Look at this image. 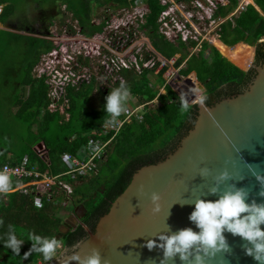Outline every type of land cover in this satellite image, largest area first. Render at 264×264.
Returning <instances> with one entry per match:
<instances>
[{"label":"trees","instance_id":"1","mask_svg":"<svg viewBox=\"0 0 264 264\" xmlns=\"http://www.w3.org/2000/svg\"><path fill=\"white\" fill-rule=\"evenodd\" d=\"M226 6H220L215 15L228 16L237 7V0H228ZM18 0H0L4 5L1 14V22H5L16 12ZM146 8L150 13L146 17L144 25L146 33L153 47L167 59H171L175 54H181L175 62L179 66L184 62L185 68L181 69L185 79L193 82L191 94L193 96L190 102L196 101V96L201 95V82L207 94L205 103L209 106L217 101L241 93L250 81L256 75V70L251 68L245 71L225 58L220 51L209 45L202 44V49L198 54H189L187 45L182 41L177 44L169 42L158 32L156 20L164 8L160 0H144ZM255 5L249 4L235 16H232L220 25V41L225 45L232 47L239 42L255 46V59L257 65L264 59V43L259 42L264 37V0H254ZM26 3L32 7V13L26 19L27 29H16L19 31H34V25H39L40 29L47 30L52 21L61 13L59 8L64 5L66 10L71 12L73 18L78 21L82 33L92 35L95 32L102 31L104 21L96 26L92 24L93 7L116 9L128 5V0H26ZM91 4L92 11H91ZM101 9V10H103ZM262 12V14L260 13ZM1 27V25H0ZM10 27V26H7ZM89 31H86V28ZM13 28V27H10ZM22 40L26 51L18 49V41ZM37 40L39 42H37ZM195 45L194 41L190 42ZM37 44V46H36ZM53 47L52 42L32 35H24L11 31H0V60L3 64L14 61L13 55L21 53L22 70L24 71L20 79L13 84L14 100L12 106L19 104L18 110L14 116L21 122L26 119L27 123H22L24 131L33 130V126L41 131L40 136L32 137L30 142L35 143L28 151L16 153L15 148L12 151L13 144L4 142V132L0 131V149L4 148L8 153L11 150L13 159L9 160L0 153V164L6 161L13 163L20 162L25 155L31 163L39 160L32 147L39 141H43L50 158V173L53 175L66 171L63 161L65 153H75L80 147L86 145L90 140L97 138L107 139L109 136H102L93 131H100L101 125L105 123L109 116L105 115L103 105L105 96L108 93H100L101 102L98 108L87 109V104L91 100L93 84H84L81 89L75 91L68 89L70 99V118L68 121L60 123L58 112L50 113L45 111L41 115L42 108L46 105L47 87L44 78L33 77L32 69L39 56L49 51ZM209 53L205 55V51ZM29 56L26 63L23 58ZM79 61H84L80 56ZM3 64L0 62V69L3 70ZM158 63H156L157 65ZM6 71V69H4ZM155 68H143L141 71L123 69L120 74L125 78L131 93L138 97L140 102L147 103L143 112L141 121L133 120L126 123L122 129L115 135L111 149L107 153L105 162L100 167L99 174L89 179L88 183L74 187L73 196L80 195L76 200L83 203L84 218L83 224L89 226L92 231L95 230L99 219L108 213L114 200L126 189L132 180L133 175L144 165L155 164L164 160L169 154L178 147L181 139L188 133L195 123L198 113L196 105H190V110L184 112L180 107V98L165 84L163 73L166 67H163L158 73ZM187 75V76H186ZM119 85V84H118ZM29 88V94L26 100L19 97L20 88ZM166 91L160 93V88ZM156 99L158 104H153ZM2 114H0V117ZM2 126L0 125V130ZM3 129V128H2ZM26 129V130H25ZM49 130L51 137L44 136V131ZM112 134V133H111ZM39 138V139H38ZM40 169H44L41 164ZM90 189L84 188V185ZM91 188L93 192H91ZM61 206L58 203L48 202L44 198L40 205H37L31 196H25L18 192L13 185L8 193H0V218L4 220L0 225V237L7 239L9 225L16 229L18 237L24 239L21 245L19 256H15L10 249L4 248L3 239H0V264H39L43 261L42 254L33 252L28 259H22L25 252L32 247V241L28 239V233L39 235L44 238H56L64 241V248L71 247L81 238L85 237V230L82 224L76 229L63 233L60 228L63 218L59 215ZM61 213V212H60Z\"/></svg>","mask_w":264,"mask_h":264},{"label":"water","instance_id":"2","mask_svg":"<svg viewBox=\"0 0 264 264\" xmlns=\"http://www.w3.org/2000/svg\"><path fill=\"white\" fill-rule=\"evenodd\" d=\"M252 67L256 75L241 93L211 106L200 101L191 104L198 107L195 123L176 150L158 163L141 167L95 230L82 223L88 235L71 252L47 264H79L72 257L79 255L83 260L93 249L100 253L102 264H161L163 250L155 246L149 250L147 241L162 243L160 235L184 228L198 231L189 220L197 199L215 201L225 191L242 188L248 203L264 204V59L247 71ZM224 171L228 178L220 180ZM212 188L217 189L215 194ZM152 193L160 195L158 212L153 211ZM67 223V231L78 227V220L67 219L61 228ZM224 236L231 250L204 256V264H258L245 254L244 240L228 232ZM196 254L204 255L193 250L188 261H181L177 254L164 264H195Z\"/></svg>","mask_w":264,"mask_h":264},{"label":"built area","instance_id":"3","mask_svg":"<svg viewBox=\"0 0 264 264\" xmlns=\"http://www.w3.org/2000/svg\"><path fill=\"white\" fill-rule=\"evenodd\" d=\"M182 1L185 0H160L164 8L161 10L156 20L159 34L163 35L169 42L174 44H177L178 41H182L184 44L188 45L193 41L190 38L191 34H189L192 25L183 15L187 14V18L194 22L203 20L206 23H210L219 20L217 25V39L220 40V25L226 21V19L235 16L249 4L256 6L254 0L249 2L243 1L240 5L237 4L235 10L228 16H216L215 13L217 9L220 6H226L229 2L228 0L226 4L219 3V1L216 0H205L206 4H203L201 0H189L191 1V5L186 10L185 14L182 9L173 8L174 3L182 5ZM221 1L223 2V0ZM128 3V5L116 9L106 8L100 11V16L102 17L101 21L96 22L93 18L91 22L98 26L104 21V25L102 31L95 32L92 35L82 33V29L75 19L76 26L79 29L78 32L84 34L86 38L109 30L106 41L102 45L100 44L97 47L94 45L90 50L79 51V53L74 55L73 53H69L70 51L68 50L64 51L62 45L59 46V44H54L47 38V40L52 42L53 47L39 56V59L32 69L33 77L38 79L44 78V83L47 87L46 105L42 108V111H48L50 113L58 112L60 115V123L68 121L70 118L69 88L78 91L81 89L82 85L92 83V96L94 97L101 92L109 93L110 89L118 86L121 80L125 81V78L120 74V71L123 69L141 71L143 68H155V72L159 67V72L165 66V61L169 62V59L164 57L153 47L146 33L147 28H145L144 25L146 24V17L150 11L144 6L143 0H128ZM3 8V4H0V17ZM199 9H201V11ZM206 10L210 11L209 15L206 14ZM63 12H68L70 17L73 18L72 13L67 11L65 6L61 8L60 13L62 14ZM202 12H205V14ZM61 14L48 26L47 32L43 33L45 36H49L51 26H58L60 21L62 23V20L57 19ZM63 26H65V24L62 25V28ZM68 26L70 29L71 25H66V27ZM140 31L144 32L149 42L150 50H146L141 54L138 52L133 53L131 58L126 59L118 58L113 55V51L118 52L124 48L127 51ZM72 32L75 33L76 31L72 30ZM195 40H198L197 43L194 41L195 46L198 45L200 49H202V44L206 41L199 42L197 36ZM58 48L59 51L63 50L61 54L58 52ZM80 56L84 58V61H79ZM156 63L158 64L156 65ZM103 82L108 84L104 86V84H102ZM131 96L138 99V97L133 94ZM137 99L135 103H130L131 99L129 98V103L126 105L128 111L121 115L114 124L109 122V117V119L101 125L100 131L91 132V135L95 133L105 137L110 135L107 139H92L86 145L80 147L75 153L69 152L63 155V161L66 166L65 172L56 175L50 173L48 149L42 140L35 144V147H32L39 162L35 161L31 163L28 156H25L18 163L6 161L0 164V171L7 172L11 177L12 186L14 185L19 193L25 196H31L32 200L37 205H40L43 198L53 203H58V197L61 195L67 199H71L74 194V185L77 182L89 180L99 174L100 167L106 160L108 148L111 146L115 135L122 127L133 120H142L143 112L148 102L143 103L140 102V100L138 102ZM141 109L143 112L139 114L138 112ZM62 117L65 118L63 119ZM41 164L44 165L43 170L40 169Z\"/></svg>","mask_w":264,"mask_h":264},{"label":"clouds","instance_id":"4","mask_svg":"<svg viewBox=\"0 0 264 264\" xmlns=\"http://www.w3.org/2000/svg\"><path fill=\"white\" fill-rule=\"evenodd\" d=\"M131 95V89L124 80H121L118 86L110 89L104 98L105 104L103 105V111L110 117V123L114 124L121 115L128 111L126 105ZM206 99V96H201L200 103L203 104ZM180 107L184 112L190 110V105L183 96L180 97ZM227 178L226 171L220 173V180ZM257 178L260 179V177ZM11 187L12 181L9 174L0 171V193H8ZM216 191V188L211 189L212 194H215ZM261 195H264V192ZM247 196L248 193L244 189L236 188L225 191L215 201L197 199L193 204L189 220L196 225L198 231L184 228L171 235L162 234L158 237L162 243L157 244L155 240L150 239L147 241L146 247L151 250L155 246L163 250L161 264L177 254L181 261H188L193 250L196 253L204 254L194 256L195 264H204V256L214 257L218 252L231 250L224 236V233L228 232L233 236H239L246 242L244 246L246 255L251 256L258 264H264V230L261 228V225H264V204L255 202L250 204L247 202ZM150 199L153 204H156L153 211L158 212L157 202L160 200V195L152 193ZM3 223L4 220L0 218V225ZM28 239L32 241V247L24 253L22 259L25 260L33 252H36L42 254V259L47 264L57 256L64 246L63 240L44 238L32 233H28ZM24 242L23 238L18 237L16 229L9 225L7 239H3L4 248L10 249L15 256H19L21 245ZM72 260L78 261L79 264H102L100 253L95 249L83 260L79 255H74Z\"/></svg>","mask_w":264,"mask_h":264},{"label":"rangeland","instance_id":"5","mask_svg":"<svg viewBox=\"0 0 264 264\" xmlns=\"http://www.w3.org/2000/svg\"><path fill=\"white\" fill-rule=\"evenodd\" d=\"M169 1H174V0H169ZM203 2V4H206L205 0H201ZM219 1V3H223L226 4L227 0H223V2L221 0H216ZM243 1L249 2L252 0H239L238 4L240 5L241 3H243ZM92 5L96 6L94 4H91V11H92ZM191 5V1L189 0H185L182 1V5L174 3L173 8L174 9H182L183 12L185 13L186 10L189 8V6ZM238 5V7H239ZM64 7L63 5L60 6L59 11L61 12V8ZM97 7V6H96ZM101 9L103 8H94L93 7V18L96 22L101 21L102 17L100 16V11H102ZM201 11V9H199ZM207 15H209L210 11L206 10L205 11ZM205 12H202L203 14H205ZM32 13V7L26 3V0H18L17 5H16V12L15 14L10 17L9 19H7L5 22H1L2 20H0V23L6 26H10L16 29H27L25 24H26V19H28V16ZM186 14V13H185ZM185 17L186 20H189L191 25V32L189 34L190 38L195 41L196 43L198 42V40H195V37L197 36L199 38V42L200 41H206V43L208 42L209 45L214 46L210 39L211 37H216L217 38V25L219 20H217L216 22H210V23H206L203 20H200L199 22H194L191 19L187 18V14L183 15ZM58 20H62V23L60 21V23L57 25H53L50 27V34L49 36H45L44 30L40 29L38 27H40L39 25L36 24V26L34 25V31L31 32H26V31H19L18 32L24 35H32V36H36V37H41V38H49V40H51L54 44H59V46L62 45V49L64 47V51H70L69 53H73L74 55H76L77 53H79V51H88V49L90 50L92 47H94V45L97 47L98 45H102L107 38V33L108 31H104L103 33L100 34H95L91 37H87L84 34H81L78 32V27L76 26V21L74 18H71L68 12H63L61 14V16L59 18H57ZM65 24V26L62 25ZM71 25L70 29L69 26L66 27V25ZM74 24V26H73ZM4 29L0 28V31H2ZM72 30L76 31L75 33L72 32ZM86 31H89V28H86ZM57 35V36H56ZM262 40V38L260 39ZM22 40L18 41V49L20 50H24L26 51V48H22L23 44H22ZM37 42H39L37 40ZM37 46V44H36ZM58 46V47H59ZM238 46V45H237ZM254 47V51H255V46ZM58 52L61 54L63 50L59 51V48L57 49ZM146 50H150L149 47V42L147 40V38L144 35V32L140 31L138 32V34L136 35L135 39L133 40V42L130 44V46L128 47V50L126 51V49L124 48L121 51H113V55L117 56L118 58H131L133 53H143ZM200 46H195L192 45L191 43H189L187 45V51L190 52L189 54L193 53V54H198L200 51ZM209 53V50L205 51V55H207ZM18 54L13 55V58L15 59L14 61H11L9 63H7L6 65L3 64V59L0 60L1 64H3V70L0 69V114H2V116L0 117V125L2 126L1 128V133L4 132V142L8 143V144H13L11 150L13 151L15 148L16 153H23L29 150L31 144H33V141H31L32 137H36V136H40L41 135V131L34 125L33 126V130L31 131H24V126H19L22 125V123H27L24 119L21 122H19V120H16L14 114L12 113L15 112V108L14 106H12V101L14 100V90H13V84L17 82L18 79L21 78V76L23 75L24 71L22 70V67L20 64H22V60L20 59L21 53H16ZM181 56V54L177 53L175 54L171 59H169V62L165 61V66L166 70L163 73V78H165V84L169 85L171 87V89L177 94V96L180 97H185L188 101V103L191 105L193 103L190 102L191 97L193 96V94H191V87L193 85V82L189 79H185L184 77L185 75H182L180 70L185 68L186 65L183 63H181L179 66L175 65V62L177 61V59H179ZM29 59V56H25L23 58V63H26ZM157 59L159 60L158 56ZM255 58H253V61L251 63V65H253ZM241 68V67H240ZM6 69V71L4 70ZM244 70L247 71L246 68H242ZM159 70V67L156 69L155 73H157ZM187 76V75H186ZM102 84H104V86L108 83L103 82ZM200 84V82H199ZM201 85V84H200ZM191 86V87H190ZM23 91V95L22 97L24 98V96L27 94L28 88H24L21 90V92ZM166 91L164 90L163 87L160 88L159 90V94L162 93L164 94ZM201 96H207L205 88L202 89L201 92ZM200 96V97H201ZM131 101L130 103H135L136 102V97L131 96L130 97ZM133 100V101H132ZM139 102V99H137ZM200 101V99H199ZM101 102V95L99 94L98 96H94L91 98V100L88 102L87 104V109H92V108H98L99 104ZM129 103V102H128ZM153 104H158L157 100L154 99L153 100ZM143 110L141 109L138 113L142 114ZM45 111H41V115H44ZM63 119L65 117H62ZM44 136L47 137H51L52 133L49 132V130H45L44 131ZM10 144V145H11ZM35 147V145H34ZM111 146L108 148V151H110ZM3 150V149H2ZM10 150V152H11ZM89 180H84V181H79L77 182L74 187L76 186H80L83 183H88ZM87 184L84 185V188L82 187L81 189H84L83 191H85L87 189ZM90 189V188H88ZM91 192H93V189L91 188ZM80 197V195H75L72 196L71 199H67L64 196H59L58 197V204L61 206V213L59 212V215L62 216L63 221L65 223V221L68 219L70 220V222H74L75 220H79V214L81 211H83V203L82 202H78L76 201L78 198ZM75 210V211H74ZM72 216V217H70ZM77 223V222H76ZM69 225V223H67ZM67 224H64V226L61 228V231L64 233L66 231ZM79 224V223H78ZM72 250H67L66 248H62L57 256L59 257V255L61 253L64 252H71ZM45 262L40 261L39 264H43Z\"/></svg>","mask_w":264,"mask_h":264},{"label":"bare ground","instance_id":"6","mask_svg":"<svg viewBox=\"0 0 264 264\" xmlns=\"http://www.w3.org/2000/svg\"><path fill=\"white\" fill-rule=\"evenodd\" d=\"M211 43L220 53L235 65L248 69L254 58V47L243 42H239L232 47L222 43L216 37H211ZM238 45V46H237ZM201 95L196 96V101H199Z\"/></svg>","mask_w":264,"mask_h":264},{"label":"crops","instance_id":"7","mask_svg":"<svg viewBox=\"0 0 264 264\" xmlns=\"http://www.w3.org/2000/svg\"><path fill=\"white\" fill-rule=\"evenodd\" d=\"M144 1V0H143ZM144 6H145V4H144ZM146 7V6H145ZM0 25H1V27L0 28H2V29H4V30H6V31H11V32H15V33H19L18 32V30H16V29H14V28H10V27H7L6 25H3V24H1L0 23ZM244 70V69H243ZM246 71V70H245ZM24 88H28V86H26V87H21L20 88V93H19V97H20V99H22V100H26L27 99V96H28V94H29V88H28V91H27V94L24 96V98L22 97V95H23V91L21 92V90L22 89H24ZM99 95V94H98ZM98 95H96V96H98ZM14 108H15V112L18 110V108H19V104L18 105H16V106H14ZM15 112H13L12 111V113L13 114H15ZM37 127V126H36ZM39 139V138H38ZM36 141V140H35ZM35 141L33 142V144L35 143ZM32 144V145H33ZM37 144V143H36ZM3 149V150H2ZM0 153H1V155H5V149L4 148H1L0 149ZM6 156L8 157V159L9 160H11V159H13V154L11 153V152H8V153H6ZM26 156V155H25ZM75 211V210H74Z\"/></svg>","mask_w":264,"mask_h":264},{"label":"flooded vegetation","instance_id":"8","mask_svg":"<svg viewBox=\"0 0 264 264\" xmlns=\"http://www.w3.org/2000/svg\"><path fill=\"white\" fill-rule=\"evenodd\" d=\"M259 42H261V43H264V40L262 41V40H260ZM254 58H255V56H254ZM255 61H254V63H253V65H257V63H256V59H254ZM252 68H254L255 69V67H252ZM256 70V69H255ZM84 211H85V209H84V207H83V211H81L80 212V214H79V220H78V225H80V224H82L83 223V218H84ZM67 227L69 228L70 227V225H68L67 224ZM88 227V229L89 230H91V228L89 227V226H87ZM68 228L66 229V231L64 232V233H66L67 232V230H68ZM61 230V229H60ZM72 230V229H71ZM84 230H85V234H86V236L88 235V230L84 227ZM85 236V237H86ZM85 237H83V238H85ZM83 238H81V239H83ZM80 239V240H81ZM80 240H78V242L80 241ZM77 242V243H78ZM76 243V244H77ZM76 244H74L73 246H71V247H65L67 250H72L73 249V247L76 245Z\"/></svg>","mask_w":264,"mask_h":264}]
</instances>
